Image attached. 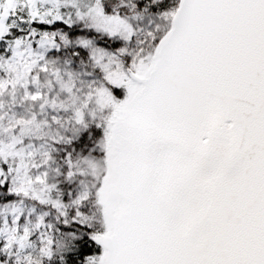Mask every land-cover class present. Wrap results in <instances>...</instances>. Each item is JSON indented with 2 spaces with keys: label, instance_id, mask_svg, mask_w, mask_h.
Here are the masks:
<instances>
[{
  "label": "snow or ice",
  "instance_id": "6c2138e0",
  "mask_svg": "<svg viewBox=\"0 0 264 264\" xmlns=\"http://www.w3.org/2000/svg\"><path fill=\"white\" fill-rule=\"evenodd\" d=\"M0 264H264V0H0Z\"/></svg>",
  "mask_w": 264,
  "mask_h": 264
}]
</instances>
